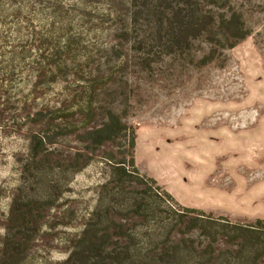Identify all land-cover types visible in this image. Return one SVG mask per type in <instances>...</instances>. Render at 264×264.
Instances as JSON below:
<instances>
[{
  "label": "rangeland",
  "instance_id": "374dc122",
  "mask_svg": "<svg viewBox=\"0 0 264 264\" xmlns=\"http://www.w3.org/2000/svg\"><path fill=\"white\" fill-rule=\"evenodd\" d=\"M21 1L28 2L27 12L32 14L38 8L48 13L79 11L103 21L102 13L108 10V0ZM231 6L242 13L250 34L232 49L218 48L213 62L204 66L195 64L211 54V46L204 43L193 49L192 63L189 58L156 55V48L148 57L147 52L136 53L131 49L135 32L127 44L114 42V53L127 60L111 68L109 87L97 93L94 103L99 119L113 110L123 124L132 127L136 166L179 204L174 203V208H190L214 218L224 216L232 222L250 224L264 220V0H234ZM29 16L23 20L29 21ZM119 29V24L112 25L104 37L112 40L122 32ZM145 30L144 24L138 30L140 36ZM5 33L3 44L28 39L23 33ZM113 61L105 64L106 69ZM31 79L22 77L21 82ZM33 113L26 105L0 110V236L7 232L6 216L12 203L16 207L23 202L39 206L36 213L40 229L31 233L38 243L20 264H58L62 243L74 237L73 230L64 226L67 207L73 210L70 220L77 226L80 217L76 213L92 209L96 199L105 195V182L101 181L111 180L101 165L79 171L84 163L117 148L106 143L88 158L82 142L67 134L59 136L51 154H43L40 164L36 159L33 168L29 166L28 148L31 133L41 119ZM85 157L87 160H83ZM129 187L151 192L143 184ZM120 191L123 194L126 190ZM127 202L119 199L118 206L114 204L120 214L118 223L132 230L137 245L154 241L159 247L158 233L165 230L161 231L159 224L143 225L139 216L125 210ZM184 237H194L195 255L188 258V264H211L207 261L212 249L206 250L210 238L201 236L199 230ZM236 249L219 235L213 255L227 250L232 255Z\"/></svg>",
  "mask_w": 264,
  "mask_h": 264
},
{
  "label": "trees",
  "instance_id": "16d2710c",
  "mask_svg": "<svg viewBox=\"0 0 264 264\" xmlns=\"http://www.w3.org/2000/svg\"><path fill=\"white\" fill-rule=\"evenodd\" d=\"M233 1L108 0L102 21L79 11L48 13L38 8L32 14L27 12L30 7L27 1L0 0L3 37L0 40V110L26 105V109L32 108L33 116L41 118L30 136L29 166L33 167L36 159L40 164L42 155L53 151L57 138L67 134L82 142L88 158L94 157L106 143L117 148L100 159L84 163L79 171L101 165L111 180L101 181L105 182V195L96 199L92 209L76 213L80 217L77 226L71 223L73 210L67 207L64 226L73 230L74 237L62 243L58 264H188V258L195 255L194 237L184 236L197 230L201 236L210 238L206 250L212 249V252L207 263L264 264V220L241 224L224 216L214 218L194 209L174 208V203L179 204L136 166L132 127L123 124L121 116L111 109L104 113L105 118L99 119L97 103H94L97 93L109 87L107 75H111V68L127 60L126 56L114 53L116 50L111 46L116 41L127 44L133 32L135 45L131 49L136 53L147 52V57L156 48V55L189 58L195 63L193 49L199 48V43L210 45L211 54H205L195 63L202 66L213 62L218 48H234L250 33L242 13L232 8ZM29 14V21L23 20ZM117 24L124 33L108 41L104 34ZM144 24L147 30L140 36L138 30ZM5 32L23 33L28 39L3 44ZM112 58L113 63L106 69L105 64ZM22 77L32 79L23 83ZM12 118L6 121L14 122L15 117ZM90 124L97 127H88ZM129 184H143L151 192H139ZM120 189L126 191L122 194ZM119 199L128 201L125 210L139 216L143 225L162 226L161 231H165L158 233L159 247L154 241L137 245L132 230L118 223L116 217L120 214L114 204L118 206ZM163 203L169 206L163 208ZM39 209L25 202L17 207L14 203L10 205L7 232L0 236V264H20L27 260L38 243L31 233L40 229L36 213ZM210 229L216 231L209 233ZM219 235L237 248L234 254L227 250L213 255V245Z\"/></svg>",
  "mask_w": 264,
  "mask_h": 264
}]
</instances>
